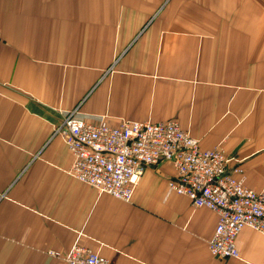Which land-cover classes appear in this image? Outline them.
Masks as SVG:
<instances>
[{"label":"crops","instance_id":"obj_1","mask_svg":"<svg viewBox=\"0 0 264 264\" xmlns=\"http://www.w3.org/2000/svg\"><path fill=\"white\" fill-rule=\"evenodd\" d=\"M0 33V264H66L75 240L111 264H264L250 227L210 253L217 213L168 189L171 162L124 201L71 176L53 132L75 107L174 118L264 192V0H0Z\"/></svg>","mask_w":264,"mask_h":264},{"label":"built area","instance_id":"obj_2","mask_svg":"<svg viewBox=\"0 0 264 264\" xmlns=\"http://www.w3.org/2000/svg\"><path fill=\"white\" fill-rule=\"evenodd\" d=\"M76 109L68 111L53 132L62 135L71 155L69 174L80 182L129 201L144 170L169 161L175 175L167 180L168 189L186 195L195 207L217 213L207 241L214 257L238 256L235 241L243 227L264 233V192L249 187L242 169L228 166L230 158L220 149H201L177 119L121 120L112 125L104 119H81ZM62 257L66 264H111L77 240Z\"/></svg>","mask_w":264,"mask_h":264}]
</instances>
